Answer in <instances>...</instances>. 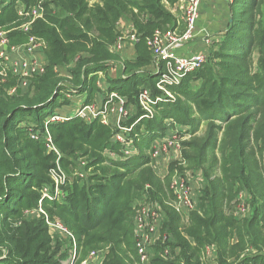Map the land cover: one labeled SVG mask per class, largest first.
Returning a JSON list of instances; mask_svg holds the SVG:
<instances>
[{"label": "trees", "instance_id": "obj_1", "mask_svg": "<svg viewBox=\"0 0 264 264\" xmlns=\"http://www.w3.org/2000/svg\"><path fill=\"white\" fill-rule=\"evenodd\" d=\"M41 1L0 0V29H12L7 35L9 43H24L29 34L35 35L45 43L46 60L44 72L31 77L24 92L7 93L14 82L10 76L7 83H0V264H63L68 257L69 243L48 234L44 215H26L37 209L41 189L52 186L49 170L57 159L42 138L34 140L30 134L44 133V121L63 105L59 100H65L64 93H84L86 103L92 101L96 72L115 62L109 47L117 40L122 18L131 21L139 37L136 60L126 62L133 71L107 79V91L129 100L136 98L141 87L157 93L154 76L134 68L150 62L146 38L156 29L175 24L164 3L174 0ZM19 4L25 11L42 7V17L34 20L30 33L17 28L28 19L18 15ZM228 10L227 26L209 55L215 60L213 67L201 66L172 88L182 93L194 111L189 105L170 102L157 106L153 118L141 122L136 155L122 162L108 159L105 152L118 150V144L110 140L113 129L97 119L87 123L74 117L48 124L60 154L58 163L67 171L62 186L67 195L62 201L44 198L41 206L50 216L63 220L83 251L108 244L103 264H133L129 254L136 259L132 203L140 194L137 191L148 183L150 197L164 203L163 231L170 234L169 240L155 245L151 264H201L208 245L215 248L217 264H234L247 245L264 247V167L260 165L264 161V0H231ZM59 67L66 70L65 76L60 75ZM193 74L201 79L196 89L187 84ZM195 113L212 122V131L201 146L194 145L197 156L187 155V159H205L207 148L216 146L213 136L224 128L221 158L226 168L223 177H208L182 229V215L166 203L159 180L149 168L139 167L146 163L144 149L165 130L164 119L192 125ZM81 161L88 171L83 181L73 175ZM239 183L251 194L247 199L249 217L226 212L234 198V185ZM232 237L237 240L234 244ZM166 248L170 257L164 254ZM231 257L235 260L229 261ZM236 264H264V254L244 256Z\"/></svg>", "mask_w": 264, "mask_h": 264}, {"label": "built area", "instance_id": "obj_2", "mask_svg": "<svg viewBox=\"0 0 264 264\" xmlns=\"http://www.w3.org/2000/svg\"><path fill=\"white\" fill-rule=\"evenodd\" d=\"M229 2L231 0H228ZM203 0H185L181 21L176 26L165 30L156 29L145 40L147 48L153 55V71L155 78L154 93L149 87H141L135 98V105H129L126 96L119 95L116 91H107V85H103L104 100L101 105L94 102L83 101L73 113H65L55 108L44 121V133H31L34 140L42 138L48 152L57 154L55 166L49 170L52 179L51 187L41 189V197L36 210L26 211L27 217L34 214L44 215L48 231L69 243L68 257L63 264H100L99 251H91L84 258H78V241L74 234L58 219L50 218L42 209L41 203L44 198L48 200L62 201L66 197V190L62 188L68 178L66 172L58 163L60 154L55 147L50 132L49 123L68 121L78 117L89 123L94 120L113 129L110 140L118 144V150H107L106 157L114 162H122L138 153L136 141L139 140L138 132L142 130L141 122L153 118L157 106L171 102L170 90L181 84L182 80L191 72L199 69L207 60L208 45L210 44L209 33L199 30L197 21ZM20 16L28 17L17 28L24 33H30L31 25L35 19L42 17V7L37 5L25 11L21 4L17 7ZM133 26V25H132ZM116 43L112 46L115 53L123 48L124 41L128 38L137 43L139 37L134 29L120 30ZM198 41L199 48L195 51L180 52L187 48L190 43ZM7 31L0 30V82H6L10 77L14 79L13 85L7 88V93L12 95L18 91H24L29 86L31 77L44 72L46 60L44 57V41L32 34L28 35L27 41L20 44H10L6 36ZM97 74H102L100 71ZM106 80L103 79L104 84ZM78 94V93H75ZM68 94L70 98L76 96ZM168 120L165 130L157 135L150 145L152 169L165 172L163 156L170 161H181V129H173ZM182 132V131H181ZM162 155V157H161ZM161 157V158H160ZM74 176L85 180L88 171L84 170L85 162L78 163ZM201 183V176L196 170H190L185 174L173 175L170 179L169 190L172 193L170 205L179 212L182 217L188 215L196 208L197 197ZM150 187L145 185L138 198L132 203L133 217V238L136 251V262L134 264H151L154 255V247L158 241L169 240L170 234L163 231L164 210L158 201L149 195ZM248 197L239 194L236 197V205L233 211L234 216L240 217L246 214L249 209ZM164 254L170 257L168 248ZM204 256L207 261L216 259L215 248L212 245L205 247Z\"/></svg>", "mask_w": 264, "mask_h": 264}, {"label": "rangeland", "instance_id": "obj_3", "mask_svg": "<svg viewBox=\"0 0 264 264\" xmlns=\"http://www.w3.org/2000/svg\"><path fill=\"white\" fill-rule=\"evenodd\" d=\"M44 0H42L41 2H43ZM165 6L167 7L168 11L171 13L172 17L175 19V23H178V20L181 18L182 16V12H183V8H184V3L185 0H174V2H167L165 1ZM52 7V6H50ZM229 11V10H228ZM227 18V17H226ZM257 18H259V15H257ZM120 20H125L124 18L120 19ZM227 21L228 19L224 20V29L227 26ZM223 29V30H224ZM0 30H4L7 31L6 36L8 35V31L12 30H5V29H0ZM218 34L215 33H209V39H210V44L208 45L209 51H208V56L210 55L211 51H213L215 49L214 43L215 41L219 40L221 38V33L222 31ZM220 30H218L219 32ZM117 32L119 33L118 36L121 35V31L117 28ZM118 38V37H117ZM116 42H114L113 44L110 45L109 47V52L115 56L114 60V64L109 67L106 68L105 72H101L102 74H97L96 72V76L95 79L92 81V84L95 88H97V90L94 92V96L92 98L91 102H94L97 105H101L103 100H104V93L103 92V85L105 87V85L102 83L103 79L106 80L105 83H108L107 80V76L109 75V77H114V75L116 76H120L122 75V73H124V71L126 70V73H128L129 71H131L132 69L129 70L128 66H126V62L127 61H135L136 60V49H135V45H125L123 48H121L119 51H117L116 53L114 51H112V46L115 44ZM149 54H150V62L144 66H140L138 68H134L135 72H143V73H148V71L152 68L151 65H153V55L150 53V51L148 50ZM256 54L253 55V68L255 65V60H256ZM215 60H212L209 56L208 61L206 60L205 63L202 65V67H213ZM117 64V67H116ZM72 65H68L67 67H71ZM151 66V68H150ZM201 67V68H202ZM66 68V67H65ZM58 71L60 73L61 76H65L66 75V70L64 68H58ZM133 71V70H132ZM99 72V71H98ZM107 75V76H106ZM115 76V77H116ZM194 74L191 75V77L187 80V84L188 86H190V88H194L196 89V87L199 85V83H201V79L199 78V80L197 78H194ZM196 77V76H195ZM2 83V82H0ZM7 82H3V84H5ZM182 83V82H181ZM155 84V83H154ZM184 84V82H183ZM182 84V85H183ZM155 88V85H154ZM25 91V90H24ZM21 91V92H24ZM170 93L172 95L171 98V102L170 103H176L180 106H186L189 105L190 108L192 109V111H194L192 108V106L187 103V101L184 99V96L182 95V93H180L178 91V89H171ZM75 95H79L75 94ZM84 95V93H83ZM62 97H64L65 100L61 99L59 100V103H62L63 105H61L63 107V109L65 108L66 111H68L69 109H71L72 107V103L71 100L72 99H77L78 96H74L72 98H70V96H68V93L66 92V94L64 93L62 95ZM129 100V99H128ZM74 102V101H73ZM129 105H133L132 107L134 108L135 103V99H131L129 100ZM75 104V103H74ZM59 109V111L64 112V110H62L61 107H57ZM73 110H71L70 114L73 113ZM155 115V113H154ZM194 121L192 123V125H187V124H183L181 121L175 120L174 118H166L163 120L165 126H167V122L168 120H172L170 122V126L173 129H181V131L179 132V134L181 135V145H182V149H181V161L180 162H176V161H170L168 157L161 155L162 160L164 159V166H165V172L163 174H160L159 171L152 169V164H151V159H150V154H151V148H147L144 149L145 150V154L146 155V163H143L141 165V167H139V170L143 169L144 167L149 168L153 175L159 180L160 185L162 186V191L166 194L165 196H167L165 199L167 200L166 203H168L170 205V201L169 199H172V193L169 190V183H170V179L173 175H180V174H185V172L190 171V170H196V172H198L201 176V183H200V188H199V193H198V197H200L202 195V190H204V188L207 186L208 183V177L210 178H220L223 177L224 175V169L225 164L224 161L221 158V145H222V138H223V130L224 128H222L221 130L217 131L216 134L213 136V141L216 142V146L214 149H212L211 147L207 148V150L205 151V159H203L202 161L198 159L196 160H189L187 159V155H191V156H197V152H195V146H201L202 143H204V141L206 140V138L208 137V135L210 134V132L212 131V129H210V124L212 123L209 120H206L204 118H202L201 116H198L196 113L192 114L191 116ZM215 124H220L219 121H215L213 122ZM223 125V124H222ZM252 143V142H250ZM195 145V146H194ZM140 153V152H139ZM160 157V158H161ZM194 162V163H192ZM262 163V164H261ZM260 163V165H262L264 167V161H262ZM65 172H67L66 170H64ZM147 183V182H146ZM145 185H148L150 187V184H144L138 191L136 194L140 193L143 188L145 187ZM152 186V185H151ZM153 187V186H152ZM151 189V187H150ZM150 191V190H149ZM239 194H243L247 197H251V194H249L248 190L245 188V186L239 184L234 185V198L231 201V207L226 208V212L230 213L232 215L235 205H236V197L239 196ZM151 196V194H150ZM169 197V198H168ZM155 200V199H154ZM157 201V200H155ZM161 201V207L163 208V202ZM249 202V200H248ZM159 203V202H158ZM160 204V203H159ZM229 204V203H228ZM250 206V203H249ZM251 208V206H250ZM44 210V212L46 213V215L50 218H56L58 220H60L63 223V220L58 216V215H52L50 216L49 213H47L45 211L44 208H42ZM164 210V209H163ZM133 215H132V228L131 230L133 231V217H134V211L132 210ZM165 213V212H164ZM251 213V210L248 209V211L246 212L245 216L249 217ZM38 214H34L33 217H37ZM240 217H244V216H240ZM245 217V218H246ZM29 219V218H27ZM166 219V216L165 218ZM189 222V213L188 215H183V217H181V228L183 229L184 227L187 226ZM48 234L51 236H55L52 235L49 231ZM75 236V235H74ZM56 237V236H55ZM62 241H64L65 239L60 238ZM231 243L234 244L237 240L235 237L231 238ZM91 251H99L101 253V258H99L100 264H103V262L105 261L108 251H109V245L107 244H98L95 246V248L90 249L88 251H83V248L79 247L78 250V258L84 259L86 258ZM159 254L161 253V251L159 250L158 252ZM257 253H263L264 254V247H251L250 245H247L242 251H240L238 253V258L237 261L235 260V257H231L229 258V261H234V264H236L240 259H242L244 256L247 255H255ZM129 259L130 261H132V263L134 264L136 262L135 259V255L134 254H129ZM203 258V259H202ZM201 264H217V260H213L212 261H207L204 253H202L201 255Z\"/></svg>", "mask_w": 264, "mask_h": 264}, {"label": "crops", "instance_id": "obj_4", "mask_svg": "<svg viewBox=\"0 0 264 264\" xmlns=\"http://www.w3.org/2000/svg\"><path fill=\"white\" fill-rule=\"evenodd\" d=\"M228 0H203L201 8H200V13H199V18L197 21V26L199 30H204L211 33H215L218 34L221 32V30L224 29V20L228 19ZM227 17V18H226ZM181 21V18L178 20V22ZM177 22L174 24V26H176ZM173 26V27H174ZM118 29L119 30H133V26L131 21L129 20H120L118 22ZM218 30H220L218 32ZM201 38V32L199 33L198 37H197V41H194L192 43H190V45L185 48V49H181L180 52H191V51H195L199 48L198 45V41ZM135 45V43H133L130 39H126L124 41L123 47L125 45ZM152 66V65H151ZM150 66V68H151ZM117 67V64H116ZM153 71V66L152 68L148 71L149 74H151ZM105 72V71H104ZM107 76V75H106ZM114 75V77H109V75L107 76V79H114V78H118L119 76ZM77 99H72L71 100V109H69L68 111H66V109L61 106L62 110H64L65 113H70L71 110H73L72 112H74V110L83 102L86 101V97L85 95H83V93H80ZM74 101V102H73ZM75 103V104H74Z\"/></svg>", "mask_w": 264, "mask_h": 264}]
</instances>
